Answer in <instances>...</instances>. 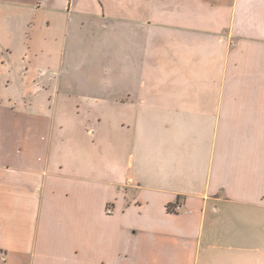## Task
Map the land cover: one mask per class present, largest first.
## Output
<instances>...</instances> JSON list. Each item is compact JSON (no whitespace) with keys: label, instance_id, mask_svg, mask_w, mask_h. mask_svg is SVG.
Instances as JSON below:
<instances>
[{"label":"crops","instance_id":"1","mask_svg":"<svg viewBox=\"0 0 264 264\" xmlns=\"http://www.w3.org/2000/svg\"><path fill=\"white\" fill-rule=\"evenodd\" d=\"M0 264H264V0H0Z\"/></svg>","mask_w":264,"mask_h":264},{"label":"built area","instance_id":"2","mask_svg":"<svg viewBox=\"0 0 264 264\" xmlns=\"http://www.w3.org/2000/svg\"><path fill=\"white\" fill-rule=\"evenodd\" d=\"M176 209H178V208H176ZM107 213L110 214V210H107Z\"/></svg>","mask_w":264,"mask_h":264},{"label":"trees","instance_id":"3","mask_svg":"<svg viewBox=\"0 0 264 264\" xmlns=\"http://www.w3.org/2000/svg\"><path fill=\"white\" fill-rule=\"evenodd\" d=\"M168 210H171V207H168Z\"/></svg>","mask_w":264,"mask_h":264}]
</instances>
